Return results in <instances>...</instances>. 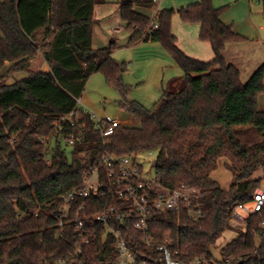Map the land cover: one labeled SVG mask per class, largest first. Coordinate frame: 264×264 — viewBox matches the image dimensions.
<instances>
[{
    "label": "trees",
    "instance_id": "trees-1",
    "mask_svg": "<svg viewBox=\"0 0 264 264\" xmlns=\"http://www.w3.org/2000/svg\"><path fill=\"white\" fill-rule=\"evenodd\" d=\"M101 3L105 0L0 2V264H55L74 254L73 217L58 225L60 196L81 185L105 150L116 156L156 150L154 165L163 185L175 189L187 184L201 191L202 217H192L194 206L187 205L178 211L151 210L155 244L165 245L175 259L264 264V209L222 247L220 259L213 254L223 234L237 229L234 206L251 202L262 185L264 110L258 99L264 93V63L242 82L239 68L227 62L224 52L227 44L247 38L221 20L224 9L213 0L159 9L154 17L136 8H153L156 0H120L129 46L158 43L184 72L149 109L129 97L132 86L124 81L129 66L113 57L116 41L93 48L95 6ZM176 13L182 21L200 24V39L210 44L212 60L192 58L180 49L172 32ZM153 20L157 27L151 26ZM7 62L12 65L1 75ZM96 72L117 90L119 107L141 127L120 124L103 138L90 115H84L82 138L69 148L74 128L67 125L47 162L42 138L76 108ZM222 159L232 176L227 188L213 176ZM111 202L107 192L93 196L88 214ZM88 226L87 264H114L112 239L105 241L103 224L89 220ZM128 243L140 261L160 257L132 226Z\"/></svg>",
    "mask_w": 264,
    "mask_h": 264
},
{
    "label": "built area",
    "instance_id": "built-area-1",
    "mask_svg": "<svg viewBox=\"0 0 264 264\" xmlns=\"http://www.w3.org/2000/svg\"><path fill=\"white\" fill-rule=\"evenodd\" d=\"M158 0H156L157 2ZM264 16V11H263ZM152 27H157L152 21ZM121 31V28H116ZM84 115H90L95 127L102 137L112 135L121 124L119 120L109 115L97 117L81 106V98L77 99L76 108L61 116L55 122V128L50 136L42 138L46 147V160L50 162L55 141L63 136L67 125L74 128L69 134L68 147L72 148L83 136L87 128ZM13 141V138L11 139ZM104 144L107 143L104 141ZM150 154L152 151H149ZM142 153V152H141ZM141 153L116 156L107 150L97 164L84 177L81 185L71 188L61 194L62 206L58 215V225L63 227L73 217L75 225V252L73 255L59 259L55 264H87L86 247L90 244L88 221L94 220L104 226L105 241L111 238V247L116 255L114 264H202L201 259L191 262L175 259L170 250L162 244H155L151 232V210L178 211L183 205L194 206L192 217H202L199 200L201 191L187 184H181L175 189L163 185L157 174L149 176L139 160ZM264 183V180H263ZM107 192L112 199L109 205L94 215L88 214L90 204L88 199ZM94 206V205H93ZM264 209V184L258 188L249 203H238L232 210V221L245 224L249 217ZM138 230L148 247L156 248L160 257L151 261H140L128 243L129 227Z\"/></svg>",
    "mask_w": 264,
    "mask_h": 264
},
{
    "label": "crops",
    "instance_id": "crops-1",
    "mask_svg": "<svg viewBox=\"0 0 264 264\" xmlns=\"http://www.w3.org/2000/svg\"><path fill=\"white\" fill-rule=\"evenodd\" d=\"M1 1L3 0H0V2ZM119 1L120 0H105V3L95 6L96 21L93 26V48L98 49L107 47L112 40L116 41L117 36L120 42L117 43L118 47L113 53V57L118 59L121 57L119 50L125 49L124 51L128 53L125 60H128L130 64L133 65L132 75L135 80H142L144 78L142 72L147 64L152 65L149 71L152 72L150 77L154 78V86L158 84L156 78H159L161 75L162 77H166L165 73L170 72L167 76L166 85L163 86L162 84V91L164 92V90L169 88L176 79H182L184 77V72L180 68L182 74H179L178 70H176L178 65L170 54L158 43L142 42L136 46H129L130 31L121 19L118 5ZM198 1L199 0H158L156 6L152 8V17L156 15L159 9L171 8L177 10ZM223 2L230 3L233 11L222 13L220 17L221 20L225 24L231 25L235 32L247 38V40L243 42L227 44L224 52L225 58L228 63L239 68L240 72L241 68H244L249 74L251 72L253 73L264 63V18H262L264 17L262 16L264 9L262 12L258 9L256 12L250 11L249 13L246 7L247 0H224ZM213 4L216 8H220L222 1L213 0ZM238 5H240L241 9L237 8ZM142 13L149 15L145 12ZM116 28H121L122 30L116 31ZM200 28L201 26L199 23L182 21L177 13L173 16L172 32L177 38V44L180 49L192 58L210 61L213 59L214 54L210 44L200 39ZM11 65L12 63L7 62L1 75L4 74ZM171 72L176 73V75H173ZM258 105L259 109L264 110V93L259 96Z\"/></svg>",
    "mask_w": 264,
    "mask_h": 264
},
{
    "label": "rangeland",
    "instance_id": "rangeland-1",
    "mask_svg": "<svg viewBox=\"0 0 264 264\" xmlns=\"http://www.w3.org/2000/svg\"><path fill=\"white\" fill-rule=\"evenodd\" d=\"M222 1L221 7L224 9L223 13L231 12L233 11V8H231L230 3L223 2ZM248 12L250 11L256 12L258 9L262 10L264 9V0H247L246 5ZM238 9H241L240 5L237 6ZM138 11L148 13L150 17H152V8H142L137 7ZM263 16V15H262ZM264 18V17H262ZM119 38L116 36V43H119ZM140 44V43H139ZM136 46V45H135ZM125 49H120L121 57H119L117 60L124 61L127 57V54ZM128 63V71L124 74V81L132 86V91L130 94V99H137L141 101L147 108L154 109L156 103L161 98L162 94V84L163 86L166 85L167 76L170 72L165 73L166 77L162 75L159 78H156V82L158 84L156 86L154 82V78L150 77L152 72L149 70L151 69L152 65L147 64L144 68V71L142 72L144 75V78L140 80H135L132 71H133V65L130 64L128 60H125ZM179 72V74H182V71L180 67H176ZM171 70V69H170ZM172 73V72H171ZM173 75H176V73H172ZM253 73L250 74L245 71L244 68H241V80L242 82L248 81V79L251 77ZM178 75V74H177ZM118 99H119V93L117 90L111 86H109L106 83L105 77L101 72H96L88 79L87 84L85 86V90L81 96V106L88 110L89 112H92L97 117H104V116H111L113 118H116L119 120V122L125 126L133 127V128H140L141 124L139 121H137L132 115H130L128 112L122 110L118 105ZM259 107V105H258ZM157 151L153 150L150 154L149 151H144L140 154L139 160L144 166L145 172L149 176H155L156 169L154 165V160L156 159ZM224 159H222L216 171L214 172L213 176L218 179L220 185L222 187H228L232 183V176L229 171L226 170L224 166ZM263 180L262 179V185L263 186ZM232 225L235 226L237 229L235 230H229L226 231L223 236L218 240L216 248H213V254L217 259H220V251L224 245H226L233 237L237 235V230H244L245 224L237 223L232 221Z\"/></svg>",
    "mask_w": 264,
    "mask_h": 264
}]
</instances>
